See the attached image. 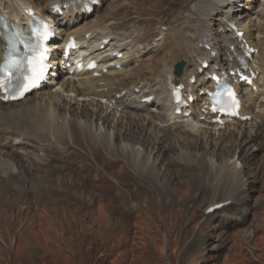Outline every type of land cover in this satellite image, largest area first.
Listing matches in <instances>:
<instances>
[{
    "label": "rangeland",
    "instance_id": "obj_1",
    "mask_svg": "<svg viewBox=\"0 0 264 264\" xmlns=\"http://www.w3.org/2000/svg\"><path fill=\"white\" fill-rule=\"evenodd\" d=\"M3 1L18 6L17 0ZM133 1L107 0L82 24L99 28L90 41V51L105 33L114 38L115 48L126 49L125 55L139 59L136 49L161 46L168 32L162 26L169 29L170 22L189 14L191 5V0H141L143 5L137 8ZM32 2L44 6L43 0ZM241 5L238 18L247 16L257 27L264 24V0ZM208 12L207 19L220 18L212 7ZM124 18L140 24L103 30L108 23L119 24ZM204 20L205 16L201 22ZM214 30L221 32L217 25ZM132 42H137L133 50L128 44ZM161 55L158 50L145 58ZM143 77L137 74L129 83L143 87ZM146 92L157 91L148 88ZM36 97L16 106L0 105V264H264V130L258 138L249 139L252 125H241L247 138L240 144L238 136L231 135L238 128L201 127L204 131L198 137L196 129L202 125L188 119L182 124L195 135L187 140L206 144L193 151L174 136L152 135L153 128L142 125L143 134L119 140L120 147L128 143L140 147V157L115 145L111 154L119 157L111 160L101 154L99 165L88 152L72 145L65 150L73 153L67 167L49 164L39 168L49 163L44 157L40 160L41 147L51 143L53 136L43 130L35 132L39 120L20 112L22 107L30 108ZM54 109L49 110L57 111ZM66 109H59V116ZM120 111L115 109L118 115ZM73 114L82 115L79 110ZM116 115L109 121L98 120L97 131L102 126L117 137L123 134L130 124L127 120L118 123L121 119ZM206 131L211 133L206 135ZM153 139L162 141L167 155L155 153ZM20 140L33 145L29 148L33 151L11 147ZM246 149L249 151L243 152ZM188 153L194 155L190 164L184 157ZM200 154L207 159L198 166L195 156ZM233 157L244 165L238 188L236 183L228 184L223 173L228 168H222ZM212 161L221 168H213ZM234 192L242 200V208L237 206L223 215L231 219L247 215L246 225L234 223V227L222 229L224 216H207L205 211L232 198Z\"/></svg>",
    "mask_w": 264,
    "mask_h": 264
},
{
    "label": "bare ground",
    "instance_id": "obj_2",
    "mask_svg": "<svg viewBox=\"0 0 264 264\" xmlns=\"http://www.w3.org/2000/svg\"><path fill=\"white\" fill-rule=\"evenodd\" d=\"M17 1L18 6H11L10 4L7 5V3H5L3 0H0V18H3L9 27L28 30L31 19L25 14L24 11H22L25 7L33 8L37 11L38 15L46 17L49 14V6H52L56 3L64 4L68 0H43L44 6H38L34 4L32 0ZM105 1L106 0H101L102 3ZM134 1H136L135 7L137 8L143 5L141 0ZM254 1L255 0H191V5H188L190 6L189 14L180 15L175 20L170 22L168 33L163 39V44L161 46H156L155 49L153 47L150 48L149 46H144L141 49L137 48V54L140 55L139 59L137 57L127 55V57H125L122 61V70H111L103 77L108 79V83L105 87L101 86L103 78H93L89 73L79 75L77 78H71L65 73H60L58 75V79L53 81V85L58 86L57 89L50 93L44 92L43 90L38 92L37 101H35V103L32 104L30 108L22 107L20 111L21 113L24 112L25 114L30 113L34 116V118L39 120L40 124L34 125L33 130L35 132H40L43 130V133H48L50 135L52 134L53 141H51V143L46 146L48 149H55L58 152H62L58 157H56L52 154L54 153L53 150L49 151L45 149L44 158L49 159V163L44 164L39 168H47L49 164H58L60 165L58 168H65L64 165H66L68 159L72 158L70 156L73 154L70 153V151L65 150L72 145L77 149H82L83 151L88 152L93 157V162H98L99 165L102 160L101 154L110 156L112 157L111 160H113V157H119L118 155L111 154L114 146L116 145V140L118 139L119 141V138L121 137L128 140L133 137V134L135 133L143 134L145 129L142 127V125H144L147 129H149L150 125H153L154 127L152 129V135L165 136L168 138L169 134L163 127L159 125V123L155 121L157 117L153 116L151 113H148L147 116L142 117V115L138 113L125 111L124 115H121V120H119V122L128 120L130 121V126L124 129L125 132L121 134V136H116V140L113 139L108 131H103L102 129L97 131L95 127V121L99 117H104L105 120H109L111 117L112 108L101 105V102L96 98L105 99L121 93L122 90L126 89L125 87L129 82L132 81V78L135 75L141 74L144 76L143 79L146 81L144 88H159L157 95L160 103L157 106L162 110H167L170 112V115L166 113L167 116L164 115V117H173L172 97L168 91L170 82H187L189 77L196 75L197 82L193 87H190L193 92L196 91V94L198 95L203 87H209V84L206 81L207 73L205 72L203 76L197 73L201 67L200 60L211 59L212 51H208L205 46L209 45L213 51H216L220 54L223 52L224 54V59H214V67L219 65V63L229 64L231 61L233 54L230 53V46L236 45L238 42L234 40V34L228 31L230 29L229 22L235 23L243 31H245L246 39H248L249 43L253 47L259 50L258 54L254 56L253 62V67L260 72V77L256 81V84L259 87V93H246L250 95V97L247 100V98L244 96L245 99L243 109L247 114L251 115L253 113L252 110L256 104V101L258 98H261L262 104L261 109L259 110V117H261L262 120V117H264V24H262L261 27H257L251 20L248 19L247 16L241 18H238L237 16L241 15L242 12L239 10V7L243 6H240V3L245 2L250 4ZM210 7L214 9L215 14L219 15L220 18H206V16L209 15L208 10ZM203 16H205V20L201 22V18ZM52 19L55 22H58L57 25L61 32L60 37L66 36V38H69L72 35L86 36V34L92 32L93 30L99 31L98 27L96 28L87 24L82 25L87 20V16L81 14L80 11L75 13L73 9L68 16L65 15L63 18L52 17ZM131 24L136 26L139 25L140 22L124 18L119 24L114 22L108 23L106 26H104L103 30H112L118 25L121 28L128 29ZM216 25L219 29L223 31L226 30L227 34H221L220 32L214 30ZM257 33H260V38L256 37ZM136 43H130L131 47L134 48ZM236 46H238V44ZM0 47L3 52L4 46L2 44L1 37ZM158 50L162 51V55L160 57L155 58L152 56L147 59L145 58L149 56L151 52ZM1 57L2 54L0 55V61ZM97 59H100V57H97ZM179 61L185 63V69L183 75L177 78L173 75V68ZM208 71H210V68ZM165 72L168 73V76L165 75ZM157 78H160V81H158ZM133 86L135 85H132V87ZM106 90L107 92H105ZM27 100L28 99L26 97L25 101ZM64 106L67 108V111L65 112L66 115H61L60 117L58 114L59 109ZM52 107H56L58 112H51L49 109H54ZM86 108L91 109L92 115L88 114ZM103 108H105V111L107 112V114L104 116L101 112ZM193 108L194 113H196L198 117L203 116L201 112V106L199 107V102H195L193 104ZM127 109L138 111L148 110L149 105H141L137 107L131 106L127 107ZM75 110H79L80 113L85 116V118H83L82 115L80 116L73 114ZM2 115L3 113L0 112V116ZM60 119L62 120L61 122ZM142 121L145 122L143 123ZM256 123H258V126L252 125L253 130L251 131V136H249V138L258 137L261 134V125L259 122ZM231 125H233L234 128L241 126L240 123H231ZM174 129L179 130V132L178 134L174 133L173 136L176 139H179L181 143L190 147V150L196 151V148H198L197 146L206 148V144L203 145V142L200 144L198 142H189L187 139H190L194 134L188 131L183 125L175 123ZM196 131L198 133L197 136L200 137V134L203 133L204 129L199 127L196 129ZM210 133L211 132L208 131L204 132L206 135ZM146 134H148V132H146ZM231 134L233 138H236L237 135L241 137L240 144L244 141V139L247 138L246 132L242 130H239L238 134L234 131L231 132ZM206 138L208 139L210 137ZM152 142H155L154 145L156 146V154H168L166 147L163 145L160 139H157V141L153 139ZM121 151L124 153L131 151V153L137 157H140L143 154L140 151H136L135 146L132 144H126L123 148H121ZM243 152H247V150H244ZM184 157L188 159L190 164L193 161L194 155L192 156L191 153H188L184 154ZM206 159L207 158L202 154L195 156V161L198 166L202 165ZM212 164L214 165L213 168H221L219 166H215L213 161ZM222 168H228L227 172H223L228 184L230 185L236 183V188L240 187V183L238 181L240 179V172L238 170L237 163H232L230 160H228L223 164ZM220 185H222V183ZM236 188L232 187L231 189L235 190ZM52 192L53 191H51L50 194ZM231 194H233L231 202L232 204L231 206L224 208L226 211L230 208H233V206H239L242 203L241 200L237 199V192Z\"/></svg>",
    "mask_w": 264,
    "mask_h": 264
},
{
    "label": "water",
    "instance_id": "obj_3",
    "mask_svg": "<svg viewBox=\"0 0 264 264\" xmlns=\"http://www.w3.org/2000/svg\"><path fill=\"white\" fill-rule=\"evenodd\" d=\"M182 67H183L182 64L179 65V66H177V68H176V73H177V75H180V74L182 73Z\"/></svg>",
    "mask_w": 264,
    "mask_h": 264
},
{
    "label": "snow or ice",
    "instance_id": "obj_4",
    "mask_svg": "<svg viewBox=\"0 0 264 264\" xmlns=\"http://www.w3.org/2000/svg\"><path fill=\"white\" fill-rule=\"evenodd\" d=\"M0 71H2V69H0Z\"/></svg>",
    "mask_w": 264,
    "mask_h": 264
}]
</instances>
